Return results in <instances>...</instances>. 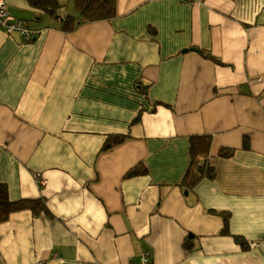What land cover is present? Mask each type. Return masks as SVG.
<instances>
[{
	"label": "crops",
	"instance_id": "1",
	"mask_svg": "<svg viewBox=\"0 0 264 264\" xmlns=\"http://www.w3.org/2000/svg\"><path fill=\"white\" fill-rule=\"evenodd\" d=\"M4 2L37 33L0 29V183L49 215L0 224V264H264V0H116L71 32ZM204 135L214 177L188 188Z\"/></svg>",
	"mask_w": 264,
	"mask_h": 264
},
{
	"label": "trees",
	"instance_id": "2",
	"mask_svg": "<svg viewBox=\"0 0 264 264\" xmlns=\"http://www.w3.org/2000/svg\"><path fill=\"white\" fill-rule=\"evenodd\" d=\"M28 5L52 18L60 23V30L63 32H71L81 21L98 22L108 21L116 16V0H70L72 4V13L61 15V9L66 7L61 0H26ZM25 42V41H24ZM206 58L219 62L210 55ZM137 120V118L135 119ZM123 138L118 136H110L105 141L102 151H106L112 146L122 142ZM210 146V137L193 136L189 139V164L182 184L188 188L193 187L203 178L214 177V167L208 158V150ZM246 146V145H245ZM233 154L231 149H221L218 153L219 157L228 158ZM147 171L144 167L137 166L133 168L128 175L138 176L146 175ZM30 211L33 215H49V211L43 199H20L12 201L8 195L7 186L0 183V224L6 222L9 217L18 212ZM224 216V223L221 233L229 235L228 231V215ZM190 235L185 243L184 248L190 249ZM235 241L244 244L241 237H234Z\"/></svg>",
	"mask_w": 264,
	"mask_h": 264
},
{
	"label": "built area",
	"instance_id": "3",
	"mask_svg": "<svg viewBox=\"0 0 264 264\" xmlns=\"http://www.w3.org/2000/svg\"><path fill=\"white\" fill-rule=\"evenodd\" d=\"M178 2L188 6H202L207 0H178ZM0 29L6 35H18L25 42L32 40L37 33L36 30L30 28L28 21L12 16L4 0H0ZM36 181L40 187L46 184L38 174H36ZM147 262V255L144 254L141 257V263L146 264Z\"/></svg>",
	"mask_w": 264,
	"mask_h": 264
},
{
	"label": "rangeland",
	"instance_id": "4",
	"mask_svg": "<svg viewBox=\"0 0 264 264\" xmlns=\"http://www.w3.org/2000/svg\"><path fill=\"white\" fill-rule=\"evenodd\" d=\"M61 2L63 4L66 3V7L62 8L61 9V15H65V14H69V13H72V4H71V1L70 0H61Z\"/></svg>",
	"mask_w": 264,
	"mask_h": 264
}]
</instances>
